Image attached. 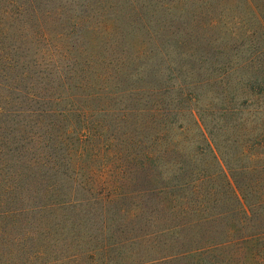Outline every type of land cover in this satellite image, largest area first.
Instances as JSON below:
<instances>
[{"label": "trees", "instance_id": "obj_1", "mask_svg": "<svg viewBox=\"0 0 264 264\" xmlns=\"http://www.w3.org/2000/svg\"><path fill=\"white\" fill-rule=\"evenodd\" d=\"M244 1L247 46L197 37L195 0H0V264H247L264 14ZM107 16L130 21L100 41Z\"/></svg>", "mask_w": 264, "mask_h": 264}, {"label": "rangeland", "instance_id": "obj_2", "mask_svg": "<svg viewBox=\"0 0 264 264\" xmlns=\"http://www.w3.org/2000/svg\"><path fill=\"white\" fill-rule=\"evenodd\" d=\"M255 1L256 2L254 3H256V6H260L262 8V10H260V15L264 14V0ZM195 3H197L195 5L196 12L200 9L201 14L199 17L202 18V20H200L201 28H197L195 30V35L197 37H201L206 31L203 30L202 24H208L212 22L214 23V27L209 32L213 39L217 38L220 41L221 38H225L227 40H225L223 43L229 44V42L231 41L230 39H228L227 35L232 32H236L240 37L241 43H244L247 46L248 41L243 40V38L246 37L244 35H241V32H247L255 25L253 13L248 3H246L244 0H195ZM199 3L206 4L203 5ZM77 4L78 3H74L73 6L77 9H81L78 7ZM115 12L116 9H114L113 13ZM158 14L159 13H156V15ZM129 21L130 20L128 18L122 19L119 21L120 23L117 22L115 24V27L113 29H109V27H111L109 16L103 17L102 19L98 20L97 22L100 24V29L97 33L98 40L103 41L104 38H110L117 31L126 33V28L128 27L127 22ZM49 22V28L54 31V33H60L61 31H66V33H68V26L66 24L56 22L53 23L52 19ZM257 25H259L258 22ZM225 33H227V35ZM66 36V38H69L68 35ZM145 36V30H142L140 31V33L136 34V36H128V38L126 37L127 40L132 41V44L130 46L132 53H136L138 51V49L141 47L140 43L145 38ZM95 38V35H92L91 33L87 32V29H84L82 32L77 33V35L74 37V39L78 40V42H81V45L83 46L84 43L86 46L89 42L95 40ZM262 164H264V160H262ZM259 213L261 215L262 213L264 214V210ZM256 222L257 226H254V229H257L256 231L258 232L264 231L263 217L259 218ZM251 251H254L255 260H253L254 258H251L252 256H250ZM257 251H260L259 256H257ZM245 252L247 254L246 256H248L246 258L247 264H264V237H261L260 239L257 238V240L255 239V241H253L252 243H250V241H247L245 243Z\"/></svg>", "mask_w": 264, "mask_h": 264}]
</instances>
